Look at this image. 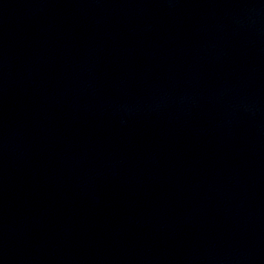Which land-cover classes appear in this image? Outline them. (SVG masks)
I'll use <instances>...</instances> for the list:
<instances>
[{
  "label": "water",
  "instance_id": "95a60500",
  "mask_svg": "<svg viewBox=\"0 0 264 264\" xmlns=\"http://www.w3.org/2000/svg\"><path fill=\"white\" fill-rule=\"evenodd\" d=\"M0 264H264V0H0Z\"/></svg>",
  "mask_w": 264,
  "mask_h": 264
}]
</instances>
